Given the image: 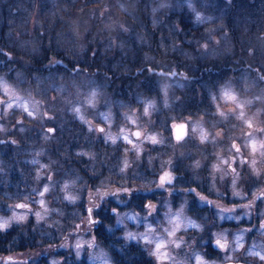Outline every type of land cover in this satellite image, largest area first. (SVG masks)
Masks as SVG:
<instances>
[{"label":"rangeland","instance_id":"obj_1","mask_svg":"<svg viewBox=\"0 0 264 264\" xmlns=\"http://www.w3.org/2000/svg\"><path fill=\"white\" fill-rule=\"evenodd\" d=\"M95 1L96 0H82V3L88 2L93 5ZM32 22L34 23V19L31 23ZM28 28L30 29L31 27L28 26ZM32 30L33 29L28 30V36L30 37L33 35ZM116 34H118L117 40L122 35H127V33L122 30H118ZM217 46H222V44H218ZM87 47L88 45L86 49ZM115 47L116 46H113V48ZM114 50L112 52H114ZM98 55L97 53V56ZM113 55V53H110L108 56L113 58ZM97 56L92 57L93 59H97ZM234 58L235 60L232 59V61L235 62V66L232 69H243V65L249 59L246 54H243L240 50H238ZM251 59H254V57ZM55 61L56 60H54L53 63ZM165 68L168 70L167 66H165ZM0 73L3 72L0 71ZM91 78L92 75L88 77V79ZM153 80L154 83L158 80V87H162L160 89L162 90V94L160 96L146 98V100L155 99L156 105L154 108H150V118L141 117L140 121H138L140 127L129 124L128 121L124 119L125 111L117 113L115 109H112L111 106L109 108L107 106L109 104L104 103L102 100H100L96 108H86L80 113H74L69 110L70 106L66 105L64 102H62L64 106H61L58 96L55 98L51 96L43 100L35 90L31 91L25 88L24 85L19 86V92L15 93L11 99L0 90V98H2L0 100L5 102L0 103V126H2V130H0V141H7V144L3 146L4 158L0 157V174L3 181L2 189L4 190V198H2L0 202V222L9 220V226L7 228L13 225H19L27 231L30 230L28 227L31 225L32 229L30 232L37 226L40 230L41 223L47 225L48 222H51L54 224V227L59 229L58 234L60 237L57 243L41 246L40 249L27 248L26 251L19 252V254L4 256L9 257L7 264H43L41 260L44 264H67L64 263V259L70 261V255H72L73 252L74 254L79 252L80 256L86 255L89 264H113V259L118 255L119 259L116 261V264H121L120 262H122L124 258L122 255L127 256L132 253L143 254L137 241L129 238V233H131L133 237L136 236L137 231L146 228L148 221H145L143 216H137L135 210L124 209V205L121 202L123 197L117 198L108 195L101 199L96 195L98 191L105 192L106 188L113 185L119 188L121 183L112 179L109 185L105 182L109 177L95 179L92 176L91 178L86 175L85 178L83 173L80 174L74 169L79 159L73 157L74 154L70 151V148L67 150L68 153L64 154L63 157H66L68 161L73 158L74 161L71 162V164L70 161L64 164V162H61V158L54 155V151H52L55 147L54 145H56L57 141L61 138L56 134L52 137L49 136L46 132V128L55 126L52 122L55 121L56 117H53L52 111L58 109L61 114H64V110H66L72 120L81 121L86 124L84 128V133L86 135L83 136L86 137L87 142L82 140V135L77 134V130H75V134L77 135L76 138H80L82 141L80 144L82 150L80 149V151L76 153L80 155L82 152L80 155L82 157L80 158V162L84 163L83 167L84 165L86 166V164L92 167L89 171L97 167L96 170L99 177L103 168L100 165L109 167L108 175L110 177H119L114 174V168H116L115 164L119 161L121 162L119 169L124 167L125 162L128 164V167L123 172H119L121 174L125 173L124 178L123 176L121 177L123 181H127L129 186H132L134 182L136 184H147L151 181L159 180V176L164 168H170L176 177L171 185H165V187L173 189L171 197L168 196L167 192L155 189L154 185L152 187L158 193L157 200H169L172 204L173 214L177 212L181 213V232L186 230L189 233H196L198 236L204 235L203 233H199L197 229L188 226V222L189 220H198L200 223L204 224L206 232L205 239L200 242L202 244H199L198 247L205 246L206 249L209 236H211L213 243L217 237H220L222 242H226L227 246L231 244L229 253H222V255L230 254L232 250L238 248L235 244L237 238L240 239L243 247L249 246L251 248H257L263 245L261 242L263 227H258L259 230L254 231L258 224L251 223V221L252 215H257L258 213L264 215V209L257 211V197L256 195L251 196V191L248 190L255 189V187H257V192L255 193L264 190V158H261L260 155L262 150L258 148L255 156H252V150L247 146L250 141L246 133L253 130L249 129L244 121L236 118L240 111L239 108H237L236 113L227 111L230 108L237 107V103H243V93L237 88V91L241 92V98L237 100L236 103L226 102L221 98V89L218 86V90L213 94L216 96V102L214 103L211 101V104L215 106L216 109L217 104H219L220 109L226 111L227 118L221 117L218 112H216V115L213 117L209 114L211 119H213V123L210 124L207 119L209 116L204 117L200 114L192 117L181 116L186 102L196 99L197 96L198 103H204L205 106L209 105V100L207 103L204 99L205 96H207L203 92L204 90L197 89L198 86L202 87L199 83L191 85V89L185 96L184 93H186V88H184L185 86H183V83L186 81H182V78L176 77L169 80L168 78L153 77ZM128 84L129 82H127V85L123 86L128 87ZM168 84H171V87L167 88L168 106L165 107L164 88L167 87ZM221 84L224 85V88H231V86L234 85L230 80L224 81ZM65 90L66 91H63L61 96L67 95V92H69V89ZM196 93L197 96L195 95ZM17 95L20 98L19 100L16 99ZM177 96L184 100H177ZM146 100H143V105L141 106H145ZM175 101L180 104L177 108H173V102ZM93 102H95V98ZM6 103H11L12 107L6 108ZM20 103L27 104L29 111H32L34 115L28 116L24 109L18 106ZM258 104L253 103L244 108L245 118L252 119L256 129L264 127V105H261L259 102ZM258 108L261 110L257 115H254ZM103 114H107V120L103 118ZM80 116H83L84 119L81 120L79 118ZM19 119L23 121L21 122L23 126L22 128L17 127L16 129L14 124H17ZM85 121H87V123ZM62 123L69 128L70 124L65 122V118H63ZM182 123L187 125L188 136L185 141L178 142L174 140V130H172V126ZM125 125H127V128H125L124 134L130 133L128 129H131V132L137 130L142 132V136L139 139L131 137L136 144V148H133L131 144L121 139V129L124 128ZM213 125H215L216 128L224 129L223 137L217 138L213 143L212 139L208 136V140L202 143L200 140L201 132L204 131L208 133L212 131ZM90 127L92 130H89ZM97 128H104V132L101 133L96 131ZM193 129H195V131H193ZM28 132L29 135L27 134ZM33 134L37 136L38 139L33 140L32 138L35 137ZM148 135L156 136L158 140H163V143L153 144L149 142L145 139V136ZM108 136L115 138V143L107 139ZM253 136L258 142V145L260 142H264V132L254 131ZM17 137L21 141L27 138L29 143L25 142L24 146H22ZM14 139L17 144L12 142ZM233 141L240 146V153H236L235 149L231 147ZM71 143L72 141L69 140L67 146L72 147ZM200 144L202 146H200ZM95 146L98 147L96 150H93ZM213 146H215V148ZM137 149L139 150V158H137ZM99 150H101V155ZM50 151H52V154H50ZM203 151H208L210 154L204 153ZM191 152L196 153L194 165L199 173L203 170L204 166L209 163L211 164L209 171H212V173L209 179L206 180V182H200L201 185H199V187L206 189L205 185H207L209 187L208 189L212 190V194L209 197L196 189V192L206 196L208 200L213 202L211 205L200 203L195 193L188 191V188L183 189L179 185L180 177L185 175L183 172L189 166L187 157ZM10 154L12 157H9ZM205 157L209 158L208 161H206ZM221 157H223V159L236 157L235 163H232V167L239 173L235 188L232 187V180L235 174L231 172L228 165L221 162ZM200 158H202V160ZM242 158L249 161L255 159V168L260 175L251 174L252 169L247 164L241 166L240 160ZM169 160H171L170 164L167 163ZM109 162H111V165L108 164ZM213 164L218 166L215 170L213 169ZM129 165H131V167H129ZM73 174L74 176H72ZM17 176H22L23 178L15 179L14 177ZM199 177L201 179V173ZM205 178H207V176H205ZM44 187L48 188V192L41 197L38 193L42 191ZM145 191H147V189H145ZM234 191L245 194V198L241 199L239 196L233 195ZM217 193H224L223 198H220ZM66 197H71V199H67ZM41 199L44 201L43 205L39 203ZM185 201L187 202L186 204ZM111 202L121 207V212L114 213L113 216L115 218L113 217V219L105 220L102 215L98 214H100L101 209L107 204H110L112 207L116 206ZM20 203L26 204L28 207L25 209L14 208L16 204ZM96 204H99L100 207H95ZM245 204H249L250 207L243 208L242 205ZM258 204L264 206V201L260 199ZM182 205L183 207H181ZM205 205L208 206L207 212L202 211ZM89 208L92 209L91 217H89L87 211ZM221 208H234L235 211L233 213H224L222 215H231L239 218L230 219L233 220V223L229 222V219L220 218L218 213ZM167 211V207L161 210L162 222L163 215ZM68 212L70 214L77 213L76 217L78 219H72L71 225H67L64 220V216ZM123 212H126L127 215L122 214ZM36 213H39L40 216L37 217L35 215ZM245 213H247V215H245ZM108 214V212H105V215ZM14 215L23 216V219H13ZM132 217H135V219ZM89 219L95 221V223H89ZM97 222L103 224L98 225ZM77 225L80 227L77 228ZM98 227L104 229V235L108 239L100 235L101 229ZM7 228L0 231H5ZM248 229H250V231H247ZM123 237H126L125 242ZM78 244L80 245L79 248H77ZM117 244L122 251L116 248ZM43 256L45 257L43 258ZM0 264H5V261L0 260Z\"/></svg>","mask_w":264,"mask_h":264},{"label":"trees","instance_id":"obj_2","mask_svg":"<svg viewBox=\"0 0 264 264\" xmlns=\"http://www.w3.org/2000/svg\"><path fill=\"white\" fill-rule=\"evenodd\" d=\"M192 1L197 3L206 13L212 15L214 19L212 21L205 20L202 23L194 22L192 23V31L185 30V33L176 35L177 30L170 23L174 16L186 14L193 21L195 19L194 13L188 9L189 0H119V4L123 5L126 10L125 15L129 18L135 16L138 21L143 20V17L139 15V12L143 10L141 8L142 5H147L149 11L152 7H155L157 9L155 19L159 23L156 26L154 36H152L153 33L150 24L146 29L148 32L147 36L139 30V23L134 25L132 31L128 32L127 35H122L123 37L121 36L118 39L119 43L113 48L111 46V37H107V33L102 34L106 37L103 40L101 39V35L96 33V25L99 23V20L96 15H93V7L98 3V0L93 5L88 2L82 3V0H0V48L5 51H11L13 48L18 50L13 61H8L6 55H0V62H3L2 65H4L0 66L3 67L0 68V71L3 73L8 72V66L13 64L15 60H21V52L26 53L27 57H32L34 63L35 57L40 54L41 50L47 48L48 59L50 61L47 64V72L32 74L31 77L25 79L22 85L31 91L35 90L43 100L51 96L54 98L58 96L61 106H64L63 101L60 99L63 93L60 90L62 85L64 89H69V92L78 88H85V91H87L94 87H99V90L104 92L112 83V81L107 80L106 76L101 78V76L93 74L96 71V67H89L88 64L79 63L83 58L88 60L89 64L96 61L97 59H93L88 54L86 46L90 44H102L104 46L103 48L98 46L96 49L99 54L97 58L99 57L102 71L108 72V75L112 76V79L116 81V85H113L107 91L113 92L116 86L124 87L121 84V79H128V91L132 92L134 97H139L138 100L134 101V104L139 106L143 105L144 99L146 100V98L160 96L162 94V90H160L162 87H158V80L154 83L157 90L154 94L142 91L140 85H138L147 77L148 67H156L154 60L143 58V53L145 52L156 60H162V66L164 68L165 66L168 68L175 66L177 71H188L189 75L193 77L192 80H185L179 77L182 78V81H186L183 83L184 88H186L185 96L191 89V85L196 83V81H199L201 78L205 80L209 79L207 76V70L209 68L219 71L221 67L230 73V76L224 81L230 80L233 84L239 81L241 85L247 83L252 86L254 94L260 95V85L249 76L247 65L252 64L256 66L259 63H264V0H231V3L228 0ZM81 9H83V12H81ZM33 19L34 23H31ZM219 23L223 24V27H218L216 32L203 33V27L207 24ZM28 26L31 27L30 29H33V35L31 37L28 36V30H30ZM225 28L229 31V34L226 36L223 34ZM197 29H200V31H196ZM116 33H118V30L112 33V35L118 38V34ZM212 36H220V44L222 46L218 47V44L212 40ZM141 37L144 38L141 39ZM205 40L209 43L207 50L199 48V43ZM119 44H123L124 46L121 48ZM187 44H192L194 47H186ZM249 48L256 50L254 59H251L252 57L247 55V49ZM113 50L114 52H112ZM238 50L246 54L249 59L243 65V69H232L235 66V62L232 59L235 60L234 57ZM64 51L73 56V59L76 58L81 69L80 73L69 77L63 71H58L59 64H68V57L63 55ZM100 52L103 55H100ZM117 52L120 55H116ZM110 53L114 54L115 60L108 56ZM125 53L127 54L126 56ZM137 56L141 59L139 63L136 62ZM54 60L56 61L53 63ZM21 62L23 63L24 60H21ZM140 69H143V71H139ZM164 70L167 71L166 68ZM125 72H128L127 77L124 75ZM90 75H92V80L88 79ZM224 81H217V84ZM217 88L218 86L212 87L209 85L206 92L203 87L198 86L197 89L204 90L203 92L207 95L204 99L207 103L209 100V105L205 106L204 103H198L196 93L197 98L186 102L181 116L192 117L200 114L207 117L210 114L213 117L216 115L217 109L211 104V97L218 90ZM238 90L241 91L240 88ZM101 100L109 104L107 106L109 108L111 106L117 113L127 111L124 108L126 101L123 96L117 97L106 93V96L102 97ZM183 100L181 98V101ZM255 103L258 104V102ZM179 106L180 104L177 101L173 102V108ZM59 111V109L52 111L53 117H56L52 123L56 126V135L61 138L54 145V155L61 158V162H64V164L65 162L69 163V161L71 164L74 161L73 158L68 161L66 157H63L64 154L68 153L67 150L70 148V151L74 154L73 157L79 159L74 169L80 174L83 173L85 178L86 175L89 177L92 176L95 179L109 177L105 180L107 184L110 185L112 179L121 183L125 173L121 174L119 172L121 166L120 161L115 164L116 168H114V174L119 177H110L108 175L109 167L106 165H100L103 167L100 172V177L96 170L97 167L91 171L89 169L92 167L87 166V164L83 167L84 163L80 162L82 152L80 155L76 152L81 149V139L87 142L86 137L83 136L86 135L84 133L86 124L81 121L72 120L66 110H64V114L59 113ZM210 116L207 119L212 124L213 119ZM63 118H65V122L70 124L69 128L62 123ZM18 121L21 123L22 120L19 119ZM16 126L22 128L23 124H17ZM75 130H77V134L82 135L81 139L76 138ZM32 139L36 140L38 138L35 136ZM18 140L24 143L27 142V138L23 141L19 138ZM69 140L72 141V147L67 146ZM200 146L202 145L200 144ZM97 147H93V150H96ZM213 147L215 148V146ZM99 151L101 155V150ZM203 152L208 153V151ZM195 155L196 153L194 152L189 153L187 157L189 166L183 172L185 175L180 177L179 185L183 189L195 188L210 197L212 193L209 194V187L205 185V189L200 188L199 185H201L200 182H206L209 179L212 173V171H209L211 164L209 163L204 166L200 172V179V173L194 165ZM205 158L208 161L209 158ZM200 159L202 160V158ZM111 162L108 164L111 165ZM2 184L3 181L0 174V202L4 198ZM203 209L202 211L207 212L208 206L205 205ZM76 216L77 213H66L64 220L67 225L72 224V219H78ZM229 222L233 223V220L229 219ZM41 226L40 230L37 226L33 228L34 230L32 232H30L32 229L31 225L28 227L30 229L29 231L19 225H13L5 231H0V256L19 254V252L26 251L27 248L40 249L41 246L57 243L58 239H60L58 234L59 229L54 227V224L51 222H48L47 225L41 223ZM122 256H124L123 264H133L144 259V255L140 253Z\"/></svg>","mask_w":264,"mask_h":264},{"label":"clouds","instance_id":"obj_3","mask_svg":"<svg viewBox=\"0 0 264 264\" xmlns=\"http://www.w3.org/2000/svg\"><path fill=\"white\" fill-rule=\"evenodd\" d=\"M228 2L231 3V0H228ZM188 7L189 10L192 13H194L195 19L193 21L186 14L174 16L171 19L170 23L177 30L176 35L185 33V30L192 31V23L194 22L202 23L205 20L212 21L214 19L212 15L206 13V11L202 10L197 5V3L192 2V0H190ZM141 8L143 10L139 12V15L143 17V20L138 21L137 17L135 16L129 18L127 15H125L126 10L124 9L123 5L119 4V0H98V3H96L93 7V15H96L99 20V23L96 25V33L101 35L102 40L106 38L102 34L107 33V37H111V46H116L119 42L116 36H113L112 33L116 32L117 30H122L123 32L128 33L132 31L134 25H137L139 23L140 25L139 30L141 32H144L145 36L148 35L146 29L150 24L153 33L152 36H154L156 26L159 23L155 19V14L157 12V9L155 7H152L149 11L147 5H142ZM81 12H83V9H81ZM218 27H223V24L221 23L207 24L206 26L203 27V33H214L216 32ZM196 31H200V29H197ZM223 34L225 36L229 34L227 28H225ZM143 38L144 37H141V39ZM211 38L216 44H220L221 42L220 36H212ZM98 46L101 48L104 47L102 44L101 45L90 44L87 47V52L90 53L92 56H97L96 49ZM123 46H124L123 44H119V47L122 48ZM186 47L192 48L194 46L192 44H187ZM208 47H209V43L206 40L203 41L202 43H199V48L201 49L207 50ZM17 51L18 50L15 48H13V50L11 51L4 50L8 61L14 60L15 56L17 55ZM20 54L22 56L21 60H24L23 63L21 62V60H15L13 64L8 66L7 73H0V80H3L9 86V88L14 91V93L19 92V86L25 82V79L31 77L32 74L47 72L48 70L47 64L50 62L48 59L47 48L41 50L40 54L37 57H35L34 63H33V58L27 57L26 53L21 52ZM63 55L68 57V64H63V63L59 64L58 71H63L65 75L71 77L74 76L76 73H80L81 69L79 67V63H84V64H88L89 67H96V71L93 72V74L101 76V78L106 76L107 80L112 81V83L108 86L107 89H105L104 92H101L99 90V87H94L87 91H85V88H78L75 89L74 91L67 92V95L61 96L60 99L66 105L70 106L69 107L70 111L76 113L74 111L75 109H79L81 112L86 108H96L101 98L105 97L107 93V94L115 95L117 97L120 96L124 97L126 101L124 107L127 108V111L124 112V119L127 120L129 124L137 125L138 127H140L138 121H140L141 117H149V118L151 117L150 108H148L147 112H145V108L147 107L148 104L153 105V107L151 108H154L156 105L155 99L146 100L145 106H139L137 104H134V101L138 100L139 97L138 98L134 97L132 95V92L128 91L127 86L125 87L116 86L113 92L107 91L113 85H116V81L112 79V76L108 75V72L102 71L101 64L99 63V57L97 58L96 61H93L91 64H89L88 60H86L85 58H83L79 63H77L76 58L73 59V56H71L69 53L65 51ZM100 55H103V53L100 52ZM116 55H120V54L117 52ZM126 55L127 54L125 53V56ZM247 55L249 57H255L256 50L253 48L247 49ZM143 58L152 59L156 64V67H148V75L140 84V89L149 94H154L157 92L154 86V80L152 79L153 77L168 78L169 80L176 77H182L185 80L193 79V77L189 75L188 71H177L175 66H171L168 68L167 71H165L164 66H162L163 65L162 60H156L154 57L150 56L146 52L143 53ZM112 59L115 60V56ZM140 60H141L140 57L137 56L136 62L139 63ZM2 64L3 62H0V65ZM247 67L249 69V76H251L252 79L256 81L257 84L260 85L261 94L260 95L254 94V92L252 91V86H250L247 83L241 85L239 81L235 82V84L231 86V90L236 95L237 100L241 98V92L243 93L244 99H243V103H241L244 106L243 111L245 106L251 105L255 102H259L261 105H264V70H262L264 69V63H259L256 66H253L252 64H248ZM139 71H143V69H140ZM124 75L127 77L128 72H125ZM207 76L209 77V79L205 80L201 78L199 81H196V83H199L206 90V92L209 88V85H211L212 87L219 86L221 89V97H222V93L224 91V85L221 83L217 84V81H224L230 76V73L223 67H221L219 71H215L212 68H209L207 70ZM127 81L128 79H121V84L127 85ZM168 87H171V84H168L167 87L164 88L165 107L168 106L167 103ZM237 88H240L241 92H238ZM60 90L66 91L63 85L61 86ZM93 93H95V102L89 104L88 101L92 97ZM17 97L19 96L17 95ZM11 98L12 97L9 96V99ZM176 99L180 100L181 97L177 96ZM211 99L214 103L216 102L215 95H212ZM260 110L261 109L258 108L254 115H257ZM220 111L226 113V111L221 110L219 104H217L218 114ZM227 111L231 113H236L237 107L230 108ZM126 118H130V119H126ZM132 121H135V124H133ZM125 128H127V125H125V127L122 128L121 130H125ZM128 131L131 132V129H128ZM257 131L264 132V127L257 129ZM223 133H224V129L216 128L215 125H213V130L208 132V136L214 142L217 138H222ZM159 143H163V140H159ZM232 144H237V143L233 141ZM137 158H139V150L137 151ZM233 158L236 159V157H230V159H223V157H221V162L223 160H228L229 163L231 164ZM167 163L170 164L171 160L167 161ZM214 166L215 164H213V169L215 170ZM129 167H131V165H129ZM165 171L169 172L172 175L173 181L176 179L175 174L171 171L170 168H164L163 172ZM163 172H161V174H163ZM158 181L159 180H154L147 184L145 183L136 184L134 182L132 186H129L127 184V181H122L121 186L119 188H116L113 185L105 189V192H108L109 195L115 196L117 198L123 197V199H121V202L124 205L123 207L124 209H133L136 211L137 216H143L144 220L148 221L146 228L144 230L137 231L136 236L132 238L137 241V244L140 245V248L142 249V252L144 254V259L141 261V264H242V261L240 259L241 256L252 257L251 260L247 261V264H264V259H262V257H264V254L259 253V255H256V254H250L249 252H245L243 250V245L238 247L241 249L239 253H237L235 250H232L230 254L222 255V253H229L231 249V244H229L228 248L220 250L213 243L211 236H209L206 249L205 246L198 247L199 244H202L200 242L204 241L205 239L206 232H205L204 224L200 223L198 220L193 221L196 225H198V227L196 228L197 231L199 233L204 234L199 236L196 233H189L186 230L181 232V228H182L181 225L179 228H175L174 225L170 222L172 219H174V216L172 215L173 212H172L171 202L166 199L157 200L158 193L153 189L152 186L154 185L155 189H160L163 192H167L169 197H171L173 189L167 188L165 186H161ZM145 189H147V191H145ZM111 203L115 204L113 202ZM186 203L187 202L185 201V204ZM115 205H116L115 207H112L110 204H107L103 209H101L100 214L98 215H102L105 220L113 219L114 213L121 212V207H118L117 204ZM95 207L99 208L100 205L96 204ZM164 207H167L168 211L164 213L163 222H162L161 210ZM181 207H183V205ZM105 212H108L109 214L105 215ZM122 214L127 215L126 212H123ZM97 224L101 225L103 223L97 222ZM98 228L101 229L100 235L108 239L104 235V229L102 227H98ZM172 232H175V234L170 235V233ZM123 240L125 242L126 237H123ZM161 242L164 243V247L160 249V253L157 254L156 245ZM116 248L122 251V249L118 247V244L116 245ZM189 253L191 254V257H189L188 255ZM77 255L79 256V252L77 253ZM161 256H163L164 258L161 259ZM192 257H194V259H192ZM8 259L9 257L0 256V260L5 261V264H7ZM118 259L119 257L117 255L116 258L113 259V264H116V261Z\"/></svg>","mask_w":264,"mask_h":264},{"label":"snow or ice","instance_id":"obj_4","mask_svg":"<svg viewBox=\"0 0 264 264\" xmlns=\"http://www.w3.org/2000/svg\"><path fill=\"white\" fill-rule=\"evenodd\" d=\"M0 55H6L5 52H4V50L2 48H0ZM0 90H2V92L5 95L11 96V97L15 95L14 91L11 90L9 88V86L3 80H0ZM94 98H95V93L92 94V97L89 99L88 103L89 104H92ZM221 98L224 101H226V102H232V103H236L237 102L236 95L233 93V91L231 90V88H228V87H225L224 88V91L222 93V97ZM16 99L19 100L20 98L19 97H16ZM0 103H5V102L3 100H0ZM18 106L21 107V108H23L24 111L27 113L28 116H33L34 115V113L32 111H29L27 104L20 103ZM236 106H237V108L240 109L239 115H238V117L236 116V118H238L239 120L244 121V123L247 125V127L249 129H252L253 130V131H249V132L246 133V135L249 137V141H250L247 146L252 150V152H251L252 156L253 157L255 156V154H256V152H257V150L259 148L260 150H262L260 152L261 158H264V142H260L259 145H258V142L254 138L253 132L254 131H257V129H256L255 125H254L253 120L252 119H246L245 118V112L243 111V107H244L243 104H238L237 103ZM5 107L6 108H11L12 107V104L11 103H6L5 104ZM151 107H153V105L148 104L147 107L145 108V112H147L148 108H151ZM74 111L76 113H79L80 112L79 109H75ZM219 115L221 117H223V118H227L226 113H224L223 111H220L219 112ZM79 118L81 120L84 119L83 116H80ZM103 118L105 120H107L108 119L107 114H103ZM126 119H130V118H126ZM85 122L87 123V121H85ZM17 123H20V121H18ZM132 123L135 124V121H132ZM0 130H2V126H0ZM89 130H92L91 127H90ZM172 130H174L176 132V137H175L176 140L177 141H180V140H182L184 138V134H186L185 133L186 125H184V124L173 125L172 126ZM48 131L51 132L53 130L52 129H49ZM96 131L103 133L104 132V128H97ZM193 131H195V129H193ZM141 136H142V133L139 130L134 131V132H130L129 134H124V130H121V139L124 140L125 142H127L128 144H131L133 146V148H136V144L134 143V141H133V139L131 137H135V138L139 139ZM107 139H109L113 143H115V138H113L111 136H108ZM145 139L148 140V141H150L153 144L159 143V140L154 135L145 136ZM200 139H201L202 142L208 140V133L202 131L201 132V135H200ZM0 142H2V141H0ZM13 143H14V141H13ZM231 147L233 149H235V151L237 153H239L241 151V148H240V146L238 144H232ZM137 151H138V149H137ZM222 163L228 165L229 168L231 169V172L235 174V176H234V178L232 180V187L235 188V186H236V179L239 178V173L236 172V169L232 167V163H235V158H233V161H232L231 164L229 163L228 160H223ZM255 163H256L255 159H252L251 161H249V160H246V159H243L242 158L240 160L241 166L247 164L252 169V173L251 174H255V175L259 176L260 173L256 170ZM127 167H128V164H127V162H125L124 167L121 168L120 171L123 172ZM214 167L217 168L218 166L215 165ZM158 182H159V184L161 186L171 185L172 182H173V177H172V175L169 172H166L165 171V172H163V174H161L159 176V181ZM65 187H67V186H65ZM188 191H190L192 193H195V195L199 198V202L200 203L208 204V205L213 204V202L211 200H208L206 196H203L200 193L196 192L195 189H189ZM211 191L212 190L210 189L209 190V194H211ZM46 192H48V188L47 187H44L43 190L38 193V195L41 196V197H43ZM217 194H218V196L220 198H223V196H224V193H217ZM96 195L99 196L101 199H103L105 196H108L109 193L108 192H100V191H98L96 193ZM233 195L239 196L241 199H244L245 198V194H243V193H241L239 191H234L233 192ZM254 195H256V197L258 199H261L262 201H264V190H260L258 193H254ZM66 198L67 199H71V197H66ZM39 203L41 205H43L44 204L43 199H41L39 201ZM27 207H28V205L22 204V203L16 204L14 206V208H18V209H25ZM242 207L243 208H248V207H250V205L249 204H245V205H242ZM87 211H88L89 217H91L92 209L89 208ZM181 211H182V209H181ZM234 211H235L234 208H232V209H224V208H221L220 211H219V213H218V215L220 216V218H223V219H238L239 217H235V216H231V215H222L224 213L231 214ZM35 215L37 217L40 216L39 213H36ZM172 215L174 216V219H172L170 222L174 225L175 228H179L180 227V215H181V213L180 212H177V213L172 214ZM245 215H247V213H245ZM132 218L135 219V217H132ZM13 219L20 220V219H23V216H15L14 215L13 216ZM89 223H95V221H92L91 219H89ZM8 225H9V220H3L2 222H0V230L7 228ZM188 226L192 227L193 229H196L198 227V225H196L191 220H189ZM76 227L79 228L80 226L77 225ZM262 227H264V226H262ZM247 231H250V229H248ZM174 234H175V232L170 233V235H174ZM129 238H133V236H132L131 233H129ZM214 244L220 250H223V249L228 248L226 242H222V239L220 237H217L214 240ZM235 244H236V247H239V246L242 245L239 238H237ZM79 247H80V245L78 244L77 245V248H79ZM163 247H164V243L163 242L158 243L156 245L157 254L160 253V249H162ZM249 253L250 254L259 255V253H252V252H249ZM163 258L164 257L161 256V259H163ZM262 259H264V257H262Z\"/></svg>","mask_w":264,"mask_h":264},{"label":"flooded vegetation","instance_id":"obj_5","mask_svg":"<svg viewBox=\"0 0 264 264\" xmlns=\"http://www.w3.org/2000/svg\"><path fill=\"white\" fill-rule=\"evenodd\" d=\"M2 108V107H1ZM0 117H1V112H0ZM49 118V117H48ZM21 122H23V121H21ZM17 124H21V123H17ZM16 123L14 124V126H16L17 125ZM23 124V123H22ZM16 128H17V126H16ZM49 129H52L53 131H48ZM15 131H16V129H15ZM46 132L48 133V135L49 136H54V134H56L57 133V131H56V126H49V127H47L46 128ZM28 135H29V132L27 133ZM188 136V134L186 135V137ZM15 137V136H14ZM186 137L184 138V139H182V140H180V141H178V142H183V141H185V139H186ZM14 142H15V139L13 140ZM12 141V142H13ZM19 141V140H18ZM20 142V141H19ZM27 142L29 143V140H27ZM16 143V142H15ZM7 144V141H3V142H1V145H0V157L1 158H4V156H3V146H5ZM17 144V143H16ZM20 144H22V146H24V142H20ZM52 151H54V148H53V150ZM52 151H50V154H52ZM9 157H12L11 156V154H10V156ZM5 162V161H4ZM11 165H12V163H11ZM15 175V174H14ZM15 179H22L23 177L22 176H20V177H14ZM3 188V187H2ZM249 191H251V196L252 195H254V193L255 192H257V187H255V189H248ZM260 199H256V209H257V211H260V210H262V209H264V206L262 205V204H258V201H259ZM195 202V201H194ZM255 209V210H256ZM251 223H254V224H258V226H257V228L254 230V231H257V230H259L258 229V227L259 228H261L262 226H264V215H262L261 213H258L257 215H252V221H251ZM252 225V224H251ZM253 227V226H252ZM261 234H262V236H261V238H262V240H261V242L263 243V245L262 246H258L257 248H251V247H249V246H247V247H243V250L245 251V252H252V253H261V254H264V227L262 228V232H261ZM236 250V252L237 253H239L240 251H241V249L240 248H237V249H235ZM15 254H18V253H15ZM189 255V257H191V254L189 253L188 254ZM71 257H70V261H68V260H66V259H64V263H67V264H89L88 263V258L86 257V255H84V256H78L77 254H74V252H73V254L72 255H70ZM45 256H43V258H44ZM192 259H194V257H192ZM240 259H241V261H242V264H247V261L248 260H251L252 259V257H244V256H241L240 257ZM41 263H43L44 264V262H42V260H41ZM121 264H123V261L122 262H120ZM132 264V263H131ZM133 264H141V261H139V262H136V263H133Z\"/></svg>","mask_w":264,"mask_h":264},{"label":"water","instance_id":"obj_6","mask_svg":"<svg viewBox=\"0 0 264 264\" xmlns=\"http://www.w3.org/2000/svg\"><path fill=\"white\" fill-rule=\"evenodd\" d=\"M178 125H179V124H178ZM184 125H185V124H184ZM185 133H186V134H184V138H185V137H186V135H187V125H186V130H185ZM175 137H176V132L174 131V139L176 140V138H175ZM184 138H183V139H184ZM176 141H177V140H176Z\"/></svg>","mask_w":264,"mask_h":264}]
</instances>
